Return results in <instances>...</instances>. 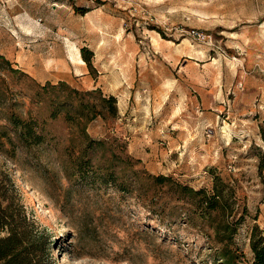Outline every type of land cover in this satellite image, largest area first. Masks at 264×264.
I'll return each mask as SVG.
<instances>
[{"label":"rangeland","instance_id":"1","mask_svg":"<svg viewBox=\"0 0 264 264\" xmlns=\"http://www.w3.org/2000/svg\"><path fill=\"white\" fill-rule=\"evenodd\" d=\"M0 55V130L15 143L0 163L47 235L49 264H217L166 188L152 211L142 191L71 175V88L115 97L116 116L86 132L117 139L136 167L196 189L212 174L233 184L248 209L240 264L251 259V228L264 232V0H0ZM11 114L36 119L45 141L22 145Z\"/></svg>","mask_w":264,"mask_h":264},{"label":"trees","instance_id":"2","mask_svg":"<svg viewBox=\"0 0 264 264\" xmlns=\"http://www.w3.org/2000/svg\"><path fill=\"white\" fill-rule=\"evenodd\" d=\"M0 59L8 63L1 55ZM86 94H98L97 102L86 101ZM69 97H73L77 103L66 108L64 118L76 127L80 137L78 150L66 151L71 159V175L82 179L90 177L89 180L93 183L112 186L122 192L142 191L152 211L151 207L155 204L158 192L166 188L165 205L171 200L175 201L187 222L203 229L206 239L212 243L211 256L215 263L240 264L245 260L243 251L235 242V235L248 209L239 199L233 184L217 174H212L210 190L196 189L170 176L153 175L136 167L141 162L140 159L127 154L124 145L117 139L111 136L95 139L86 132V122L91 119L97 116L102 119L116 116L115 97L102 95L98 88L84 93L71 88L64 96L65 99ZM63 104L64 102H60V105ZM58 113L59 110L53 108L50 117L54 118ZM7 121L22 145L32 147L45 141L43 134L35 129L36 119L23 120L11 114ZM14 144L6 129L1 128L0 152L7 157H13L4 147ZM258 168L264 169V155L260 157ZM0 233H3L0 236V264H49L46 258L49 251L47 235L36 220L29 216L14 177L5 162L0 163ZM249 249L252 257L246 264H264V232L258 225L251 228Z\"/></svg>","mask_w":264,"mask_h":264}]
</instances>
